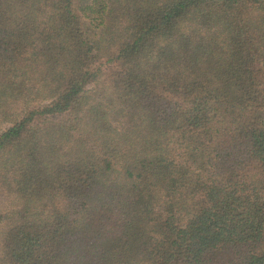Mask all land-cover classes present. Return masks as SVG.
<instances>
[{
  "label": "trees",
  "instance_id": "obj_1",
  "mask_svg": "<svg viewBox=\"0 0 264 264\" xmlns=\"http://www.w3.org/2000/svg\"><path fill=\"white\" fill-rule=\"evenodd\" d=\"M0 112V264H264V0H0Z\"/></svg>",
  "mask_w": 264,
  "mask_h": 264
},
{
  "label": "rangeland",
  "instance_id": "obj_2",
  "mask_svg": "<svg viewBox=\"0 0 264 264\" xmlns=\"http://www.w3.org/2000/svg\"><path fill=\"white\" fill-rule=\"evenodd\" d=\"M16 102H13L8 108H7V111H11V110H13V111H15L16 110V108H17V104H15ZM1 113V112H0ZM3 117V115L2 114H0V130H2L3 128H5L7 125H9V123L8 124H2L1 125V118ZM8 119H15L13 116H9V118Z\"/></svg>",
  "mask_w": 264,
  "mask_h": 264
}]
</instances>
